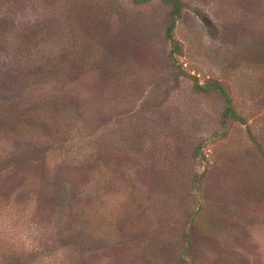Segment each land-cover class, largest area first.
Listing matches in <instances>:
<instances>
[{
    "label": "rangeland",
    "instance_id": "374dc122",
    "mask_svg": "<svg viewBox=\"0 0 264 264\" xmlns=\"http://www.w3.org/2000/svg\"><path fill=\"white\" fill-rule=\"evenodd\" d=\"M180 2L0 0V264H264V1Z\"/></svg>",
    "mask_w": 264,
    "mask_h": 264
},
{
    "label": "trees",
    "instance_id": "16d2710c",
    "mask_svg": "<svg viewBox=\"0 0 264 264\" xmlns=\"http://www.w3.org/2000/svg\"><path fill=\"white\" fill-rule=\"evenodd\" d=\"M132 1L135 3H140V2H148L150 0H132ZM159 1L163 5L169 6L171 8V11L169 13V23H168V26L165 28V31H164L165 37L167 39H171V33H172V30H173L174 25H175V20L177 18H179L182 5H181L180 0H159ZM232 1L234 3H236L242 10H243V7L245 10H247L248 5H251V3H254V1H258L257 2V4H258L259 2L264 1V0H232ZM252 32H257L256 35H254L255 36L254 40L252 41V48L250 47V50L252 52V58H253L252 63H257L259 65L261 63H264V25L260 29H256V30L253 29ZM244 47H246V46H244ZM21 48H23V47H21ZM246 49H245V51H246ZM23 68L24 67L19 68V69H22V71H20V72L16 71V75H17L16 77L17 78H20V77L22 78V75L25 72V68L24 69ZM189 76L190 75H188V77ZM7 78H12V76H10V77L4 76L3 77L4 82L2 83V85H4V86L6 85ZM189 78L193 79V77H191V76ZM13 79H15V78L13 77ZM193 87L198 92H203V93L213 92L222 100V102H223L222 120L223 121H225L226 119H232V120H236L239 123H242V124L244 123V120L238 115V113L234 109L233 104H232V99H231L230 95L228 94V92L226 91L225 86L222 83L217 82V81H212V82L206 83L204 86H201L196 81H194ZM0 88H3V86H1V84H0ZM256 149L262 155H264L262 147L256 146ZM25 158H27V157H25ZM25 158L22 159L21 163H24V162L28 163L29 162L28 161L29 159L26 160ZM52 195L55 196L57 194H52ZM195 214L196 213H191L190 219L193 220V217L195 216ZM190 222L191 221H188V225H189V229H191V231H195L196 229H198L197 227L193 226L194 224L191 225ZM182 262L185 263V261H183V260H182ZM160 264H165V262L164 263L161 262ZM177 264H181V258H178Z\"/></svg>",
    "mask_w": 264,
    "mask_h": 264
}]
</instances>
